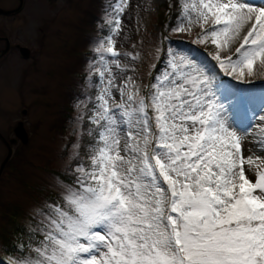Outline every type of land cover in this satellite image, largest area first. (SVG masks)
I'll use <instances>...</instances> for the list:
<instances>
[{
    "label": "snow or ice",
    "instance_id": "obj_1",
    "mask_svg": "<svg viewBox=\"0 0 264 264\" xmlns=\"http://www.w3.org/2000/svg\"><path fill=\"white\" fill-rule=\"evenodd\" d=\"M127 3L111 6L110 34L94 49L87 163L73 153L71 182L57 177L58 197L33 210L29 243L11 264H264V116L252 141L260 155L246 157L213 78L183 53L169 52L144 94L131 77L117 88L106 56L120 69L113 36ZM193 24L225 74L244 81L264 69V0H186L173 31Z\"/></svg>",
    "mask_w": 264,
    "mask_h": 264
},
{
    "label": "rangeland",
    "instance_id": "obj_2",
    "mask_svg": "<svg viewBox=\"0 0 264 264\" xmlns=\"http://www.w3.org/2000/svg\"><path fill=\"white\" fill-rule=\"evenodd\" d=\"M117 2L23 0L17 13L0 14V53L5 49L3 38L9 41L8 50L0 56V134L13 152L0 174V260L4 264H11L20 254L11 257L5 253L3 235L8 232L7 215L17 213L27 230L30 225L35 226L33 210L58 197L57 177L64 181L53 172L65 173L70 179L68 170L74 171L76 167L74 162L78 159L71 157L80 148L74 149L73 145L78 138L81 143L83 133L88 130L83 127L88 120L86 112L92 108L100 84L94 71L99 54L94 49L110 34L107 20L112 15L111 6ZM184 2L128 0L120 14L121 30L113 36L116 51L120 53L115 58L120 69L110 63L112 57L106 56L114 84L118 88L131 77L144 94V85L149 84L151 74L155 73L152 66L158 65L163 52L167 59L169 52L183 53L213 78L215 98L223 106L226 122L242 137L244 155L255 159L260 153L253 151L254 139L233 122L241 119V112L247 106L256 110L253 99L264 107V69L257 64L254 76L240 81L219 68L213 59L216 52L213 44L211 53L198 47L200 43L196 39L201 33L198 25L193 24L191 31L183 33L173 31L181 23ZM250 2L258 4L259 0ZM19 3V0H0V9L15 10ZM165 15L167 20L161 27ZM237 46L238 42H233L230 50L221 55L234 54ZM19 47L30 50L27 58L21 55ZM112 91L113 100L118 103L120 94L116 88ZM65 112L68 120H62ZM79 116L84 119L78 121ZM16 128L24 130L23 140L15 135ZM6 155L7 148L0 139V166ZM249 175L255 179L254 172ZM14 246L19 251L20 243L15 241Z\"/></svg>",
    "mask_w": 264,
    "mask_h": 264
},
{
    "label": "trees",
    "instance_id": "obj_3",
    "mask_svg": "<svg viewBox=\"0 0 264 264\" xmlns=\"http://www.w3.org/2000/svg\"><path fill=\"white\" fill-rule=\"evenodd\" d=\"M166 16L167 15L162 17V23L160 25L161 27L163 26L165 20H167ZM171 17H172V19H174L175 14H172ZM198 47H200V49H202L204 52H208V53L212 52V44L210 43V41L208 43H205V44H200ZM166 61H167V58H165V52H163L162 56L160 57V61H159L158 65L156 66L155 72L162 70ZM162 63H164V64H162ZM160 66L162 67V69ZM150 81H149V83H150ZM91 109L86 112V118H88L90 115H92ZM65 113H63L62 120L63 119L68 120L67 118H69L68 112H65ZM83 127H85V130H87V129L92 128L94 126L91 125L89 120H87L85 122V124L83 125ZM83 135H84V137L81 139V148H80L79 154L81 157H85V163H87L84 145L87 144V142L89 141L90 138L88 137L87 132L83 133ZM77 162H78V160H76V162H74V163L77 164ZM53 173L56 174L57 176H60L61 178H63L64 181L71 182V178L68 179V175H66L65 173L62 174V173H59L57 171L53 172ZM6 223H7V227H8V232H6V234L3 235V245H4V247H6L5 248L6 255L13 257L15 255V253H19V251H17L15 249L14 242L17 241L20 243V245L26 246L29 243V235L30 234H29L28 230L26 229V227L21 223V221H19V217H18L17 213H15V212L9 213L7 215ZM15 236H16V238H14Z\"/></svg>",
    "mask_w": 264,
    "mask_h": 264
},
{
    "label": "bare ground",
    "instance_id": "obj_4",
    "mask_svg": "<svg viewBox=\"0 0 264 264\" xmlns=\"http://www.w3.org/2000/svg\"><path fill=\"white\" fill-rule=\"evenodd\" d=\"M231 94L232 93L229 91L228 95H231ZM253 103L255 105L256 110L247 106V108H245V110L241 112L242 120L239 119L233 122L235 126H239L243 128L245 133H247L246 136H248L251 139H255V134H256L255 126L260 123L259 115H262L264 113V107L260 106L259 104L260 102L257 99H253ZM255 119H259V120L255 121Z\"/></svg>",
    "mask_w": 264,
    "mask_h": 264
},
{
    "label": "water",
    "instance_id": "obj_5",
    "mask_svg": "<svg viewBox=\"0 0 264 264\" xmlns=\"http://www.w3.org/2000/svg\"><path fill=\"white\" fill-rule=\"evenodd\" d=\"M19 6H18V8H16L15 10H3V9H0V14L1 15H10V14H13V13H17L20 9H21V7H22V5H23V0H19ZM4 39V41H5V49L3 50V51H1V53H0V56L3 54V53H5L7 50H8V48H9V41L6 39V38H3ZM19 51H20V53H21V55H23L25 58H27L28 56H29V54H30V51L27 49V48H25V47H19ZM15 135L20 139V140H23L24 139V137H25V132H24V130L22 129V128H16L15 129ZM0 139L3 141V143L5 144V146H6V148H7V155H6V158L4 159V161L2 162V164H1V166H0V174H1V172H2V170H3V168H4V166H5V164H6V162L9 160V158L12 156V148H11V146H10V144L9 143H7L4 139H3V137H2V135L0 134Z\"/></svg>",
    "mask_w": 264,
    "mask_h": 264
}]
</instances>
